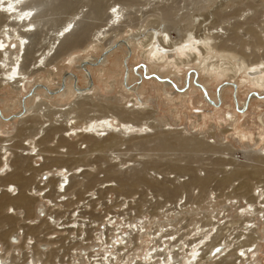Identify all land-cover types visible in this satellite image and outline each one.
I'll return each mask as SVG.
<instances>
[{
    "label": "bare ground",
    "instance_id": "6f19581e",
    "mask_svg": "<svg viewBox=\"0 0 264 264\" xmlns=\"http://www.w3.org/2000/svg\"><path fill=\"white\" fill-rule=\"evenodd\" d=\"M98 1L94 0L96 4L94 7L100 6ZM135 1L138 4L139 0ZM145 1L152 2L154 0ZM40 5L42 4L39 0H0V17H4L3 21L0 20L2 21V25H0V89L3 86H9L11 91L7 100L0 98L4 105L3 111L10 114L11 110L23 106L22 112L20 111L21 113H18L17 116L19 122L25 124L28 121H33L36 126L38 125L31 136L22 140L21 143L15 142L14 137L3 135L2 131L6 130L2 129L1 131L5 123L1 124L3 115L0 111V136H2L0 138V264H264L259 255L260 251L257 249L258 242L261 243L264 238V184L251 183L253 178L258 176V172L248 173L241 170L243 167L238 168L231 158H225L224 165L229 167H227V174L226 168H224L222 176L218 175L220 172L217 174L214 170H208L204 177H198L192 173L193 169H190V165H172L175 166V171L179 170L190 175L187 181L178 180L179 175H176L174 179L178 182L175 183L174 179L166 178L165 173L159 170L158 160L139 161L133 159L134 164L129 165V171L132 169L130 173L125 170H117L112 165L105 170L102 169L105 172L103 177L98 172L96 175L92 171L93 165L87 162L90 153L117 148L123 144H129V146L145 152L172 150L176 149L175 146L183 149L194 146L198 150L217 151L212 143V145L204 143L199 141V138L197 140L176 136L177 131L172 130L171 127L162 131L157 130L155 133L151 132V130L155 131L157 127L152 124L153 110L145 101L134 95L137 89L136 87L131 88L127 84V77L124 82L120 81V84L125 94L132 97L127 101V103L130 102V105L122 108L117 103L106 101L95 105L100 108V115L88 117V113H90L88 105H91L89 101L97 95L98 91L94 87L92 68L99 67L101 73L104 71L108 75V79L112 80L109 83L112 89L117 82L116 78L121 73L117 74L113 70L106 72L104 68L106 59L121 50L127 57L140 52L141 54L136 56V59L142 57L145 61L139 65L145 74L141 73V75L138 71L136 72L140 80L145 77L150 79L155 77L160 83H166L168 79L162 77V72L165 70L166 73L168 70V74L181 72L180 70L185 67L188 70L186 83L190 79L192 81V78L194 81L203 75L210 81L214 78L215 80L216 78L217 80L218 78L226 79V86H253L259 92H264V67L261 68L250 60L248 62L244 55H239L241 51L238 52L236 47L240 45L238 42L240 43L241 40L235 33L236 31L233 35L229 34L231 40L237 41L235 47L228 46L231 41L226 36L228 44L219 45L214 42L215 38H218L216 35L222 33L223 30L219 33L216 32V35L211 34L209 30L211 36L207 35L206 37H197L192 32H188L185 39L177 43L169 41L170 37L166 29L162 31V34L158 29H153L150 33H145L144 29L142 32L129 35L128 38H122L124 35L118 34L103 46H98L108 38V34L111 33L110 29L119 25L124 17L123 6L114 2L108 6L106 24L98 27L99 29L91 41L95 45L90 47L93 50L101 47V54L94 57L87 53L86 57L73 60V63L78 64L76 68L82 71L80 75L82 85L79 84L78 78H73L67 72L62 75L60 82L53 84L54 89H49L48 86L41 84V80H38L34 83L35 88L31 94L23 96V90L31 86L29 79L41 68L43 69V66L47 67L50 64L48 58L53 56L57 49L60 50V46L75 49L78 43L80 45L81 36L74 35V38L72 36L75 25L81 21L85 6H82V10H78L72 17L69 16L67 22L53 33L47 48L26 66V56L29 55L28 50L32 44L31 35L34 31H38L37 19L39 18L36 19V14ZM130 5L128 4V6ZM256 14L255 16L259 15ZM2 17L1 19H3ZM252 19V22L256 21L255 17ZM218 26L222 28L220 25H217V28H219ZM247 31L255 39L254 43L258 39L260 41V36L255 29ZM225 37L221 36L223 40ZM261 47H264V44ZM106 51L109 53L104 57L102 63L97 66L93 65ZM235 55L239 56V60ZM84 62L90 63L85 67L87 70L82 66ZM258 62L263 63V61ZM124 65L126 63L120 64L119 59L117 66ZM151 70H155L156 73L150 72L151 74H149ZM256 73L258 75L254 76ZM175 84L174 81H171L170 87ZM177 95L181 98L180 101H185L187 94L178 92ZM170 97L169 103L176 105L178 101ZM251 98L258 102H264V94L259 95L257 91ZM54 100L65 102L62 107H67L66 110L58 109L54 114L52 113L54 116L60 114L59 118L62 120L50 117L52 104L49 105V102ZM210 102L212 103V101ZM227 115L223 118L225 121L233 120L235 116L232 112H228ZM72 117L77 120L73 122ZM58 122L60 123L58 124ZM236 123V120L233 121V126ZM262 123L264 124V122ZM49 131L51 132L48 133ZM5 133H9V131ZM72 136H75L76 141L68 140ZM54 141L66 150L58 151L54 149L55 146L54 148L48 146L50 142L54 143ZM79 141L81 144L78 148ZM154 142H156L155 145H151ZM41 144H45V148H39ZM83 144H86L84 149L81 148ZM17 148L21 149V154L15 151ZM54 153H65L69 157L64 158L61 154L56 156V154L53 155ZM13 154L15 157L11 159ZM227 155L229 154L227 153ZM119 156L120 154H117L116 158ZM142 156L151 157L146 153ZM122 157H120L121 160ZM35 158H38L42 163L33 165L32 162L35 161ZM104 158L106 159V157ZM137 158L139 157L137 156ZM85 160L86 162H84ZM111 160L113 159H110V163ZM68 161H71V164L66 163ZM122 161L119 163L122 164ZM37 162L35 161V163ZM101 162L103 161L101 160ZM136 162L140 163L141 168L135 166ZM125 168L127 169V167ZM149 170H152L153 173H149ZM29 171L31 173L26 176L25 173ZM159 174L163 175L158 177ZM235 180H239L237 187L234 185ZM214 181L216 182L213 188L215 191L222 189L224 192V188L231 187L234 194L226 193V199L223 202L218 200L220 195L211 198L210 194L216 193L212 192L213 189L211 192L207 190L206 194H203ZM141 184L143 189L136 190ZM192 187L200 189L196 196L188 194ZM259 188L261 189L256 194L255 190ZM90 192L91 195L96 193L97 198L91 197L93 200L85 201L84 196ZM72 194L80 195V197L74 201L71 198ZM136 194L139 195L135 197ZM181 194L185 195V201ZM201 197L204 198L203 200H209L208 204L216 210L223 205L221 211H224L223 217L219 218V213L212 216L215 209H211L208 218L205 220L198 218L201 209L198 204L201 205ZM58 199L59 201H57ZM235 199L236 203L234 204ZM46 202L48 207H46ZM168 202H170L169 205ZM194 204L197 205L194 206ZM89 206L92 208L91 211L84 210L86 207L90 208ZM234 207L236 212L232 213ZM44 210H46L45 215L51 217L49 221L44 219L39 224H28V222L34 221L37 211H40V216H43ZM163 212L166 213L165 216H162ZM53 213H56L54 217ZM226 213L227 215H225ZM123 214L127 216L125 218L128 220L126 227L129 230L118 231L120 228L116 227V216ZM189 215H191L190 218ZM109 216L110 218L105 222L106 217ZM160 216L166 218L165 222L158 221L157 228L155 227V230L152 231L153 224H156L155 220ZM82 218L91 219L83 223L80 220ZM121 219L125 221L124 218ZM221 220L224 221L221 222ZM98 225H100V229ZM190 226H192L191 229H189ZM43 227H46L47 232L46 235L41 236L39 233L43 231ZM114 230L116 235L112 234ZM55 234L57 235L47 238V236ZM73 234H75L74 237H72ZM32 239H35V243L31 241ZM94 240L96 243L90 244ZM83 249L86 251H81ZM137 249L142 251L138 255L134 254ZM238 261L239 263H237Z\"/></svg>",
    "mask_w": 264,
    "mask_h": 264
},
{
    "label": "rangeland",
    "instance_id": "374dc122",
    "mask_svg": "<svg viewBox=\"0 0 264 264\" xmlns=\"http://www.w3.org/2000/svg\"><path fill=\"white\" fill-rule=\"evenodd\" d=\"M100 1H98V4L100 6L99 7L97 6L98 9L99 8L100 9L99 10L97 9L96 11L97 7L96 6L94 7V4H95L94 0H39V2H41L42 4L37 9L38 12L36 14V19L37 17L39 18L37 19L39 23V25L37 23V26L39 28L37 27L38 31H34L33 33L34 38H33V35H31L32 38L30 39V41L32 44H30L31 46L28 50L29 55L26 56V60H25L26 66H28L31 62H33L34 57H38L41 54V52H43L44 49L47 48V45H49V43L52 40L51 38H52L53 33L58 28H60L65 22H67V20L69 19V16L72 17L73 14L76 13L78 10L80 11L82 10V6H85L83 7L84 12H83L81 21H79V23L75 25V31L72 36V38H74L75 36H81V39L80 41L78 40L80 42V45L78 43V46H76L75 49L73 47H69L70 49H68L65 46H60L59 48L61 51L57 49V52L53 56H50L48 58V61H49L48 63L50 64L47 67L43 66V69L42 68L40 69L41 71L39 70L29 79V81L31 82L30 83L31 86H29L28 89L23 90V94H24L23 96H26L27 94H31V92L33 91V88H35L34 83L38 82V80H41L40 81L41 84L48 86L49 89H54V85L57 82H60L62 79V75L66 74L67 72L70 73L73 76V78H78V80H80L79 84L82 85V82H81L82 77L80 76L82 74V71H79L76 68V65L78 64L73 63V60L74 59L78 60L81 57H86V55L88 54H91L94 57H97L99 54H101L102 48L98 47L96 50H93L92 47L90 46L95 45V44L91 41H93L94 39L93 35L95 34V32L102 25L106 24V21L108 18V15H107L108 6L111 5L112 3L114 4V2L115 3L118 2L121 6H123L124 17H122L121 23L119 25L114 26L110 29L111 33L108 34V38L104 40L102 44L100 45L98 44V46H103L104 44L107 43L109 39L111 38L113 39L118 34H123L124 36H122V38H125V37L128 38L129 35L142 32L144 29L146 30L145 33H150L153 31V29H158L160 31L159 32L160 34H162L163 33L162 31L166 29L170 37L169 41L177 42V43L184 40L188 32H192L193 35L197 37L199 36L206 37L207 35L211 36V34L216 35V32L219 33L221 30H223V32L221 31L223 34L219 33L216 35L218 36V38H215L214 42H217L219 45H222V44L226 45L228 44L229 41H231L234 43L229 42L228 46L230 45V47H235L237 45L236 44L237 41L235 42V40L233 39L232 41L230 39L231 36H229V34L231 33V35H233L234 31H236L235 33L240 37V40H241L240 43L238 42V44L240 45H237L236 47L238 52L241 51L239 52V55H242V56L244 55L248 59V62L251 61L253 64H257L261 68L264 67V65H262L264 63V47H261V45L264 44V0H159V1L154 0L152 2H147L145 0H141V1L139 0L138 4L136 3L135 0H100ZM131 3H134V4H131ZM128 4L129 5L131 4V5L128 6ZM255 5H258V6H255ZM254 7H256L257 9L256 8L254 9ZM256 13H258L259 15ZM255 14L258 16H255ZM1 17H0V20L3 21L4 17H2L3 19H1ZM254 17H255L254 20L256 21H253L255 22L253 24L252 18ZM245 19L247 21H244ZM2 21H0V25H2L1 24ZM217 25L222 26V28L219 26H218L219 28H217ZM225 25L226 26L229 25V26L226 27ZM72 27H74V25H72ZM248 29H250L251 31L255 29L258 36H260V41L258 39L254 43L255 39L252 37V35L248 33L247 31ZM213 30L214 31L216 30V31L214 32ZM208 31L211 33L210 35ZM35 33H36V36H35ZM222 35L224 37L226 36L229 41L226 39V37H225L226 41L225 39L223 40L221 38ZM217 39L221 42H219ZM123 48L125 49V47ZM87 49H88V52H87ZM140 54H141L140 52H137L134 55L135 57L133 56V54L132 56L127 57L123 54V50H121L118 53H115L114 54L115 56L110 55V57L106 59V61L104 62V68L106 72L109 70H113L117 74L121 73L120 76L116 78L117 82L114 84L112 89L109 84L112 80L108 79V75H106L104 71L103 73H101L99 67L92 68L94 87L98 91H97V95L93 96L92 100L89 101L91 102V105H88V111L90 112L88 113V117L100 115V111H99L100 108L95 107V105L99 103H105L106 101H109V103H117L122 108H126V106L130 105V102L127 103V101L131 100L132 97L131 96L129 97L127 94H125V91L123 90L120 84V81L124 82L127 77L126 79L127 84L130 85L131 88L136 87L137 89V91L134 92V95L137 98H140L142 101H145L146 104L150 105L151 109L153 110V115L151 118L153 120L152 124L154 126L157 125V127L155 131L151 130V132L155 133L157 130L162 131L164 129L171 127V129L173 128L172 130L177 131V133H175L176 136L184 137V138H195L197 140L199 138V141H202L204 143H210V144L212 143L213 145L212 144L211 145L215 146L217 148V151L216 150L214 151L198 150L194 146L188 147L186 149L175 146L176 149H172V150L171 149L164 150V151L154 150V151L145 152L143 150L136 149V147L129 146V144H123L117 148H112L115 150L109 149L105 151H95L94 153L93 152L90 153L91 155L89 156H92V157L90 158L88 156L87 162L93 165L92 171L96 173V175L99 174L103 177L105 175L104 170L110 166L112 167V165L115 166V169L117 170H122V171L125 170V172H128L130 169L129 165L134 164L135 159L139 161H143V160L145 161L147 159H150V160L152 159V160L159 161L157 164L160 166L159 170L162 173H165L166 178H171V180H173L176 175H179L178 180L187 181L190 175L184 174L183 172H180L179 170L175 171V166H178V165H182V166L188 165L189 166L190 165L189 166L190 169L191 168L193 169L192 173L198 177H204L205 174H207L208 170L209 171L214 170L216 171L217 174L218 172H220L218 175L222 176L224 174L222 173V171L224 172V168H226V174H227V171H228L227 167H229V166L225 167L224 165L226 163L225 158H231L233 163H235V165H237L238 168H241V166L243 167L241 168V170L246 171L248 173L258 172L259 173V174L257 173L258 176L254 177L251 183L252 184L254 183L256 185H263L264 184L263 182L264 181V124L262 122H264V102H258L256 101V99H252L251 96L254 95L256 91L259 95L264 94V92H259L253 86H246V87H243V86L235 87V86H230V85L226 86V81H227L226 79L221 80L220 78H218L217 80L216 78L217 80L216 81L214 78L213 80L210 81V80L205 79L203 75L194 79V81L192 78V81L190 79L189 82L186 83L185 79L187 77L186 73H188L187 72L188 70L185 67L180 70L181 72H173L171 74L170 73L168 74V70H167V73L165 72L166 70L162 72L163 73L162 77L164 76V78L168 79V82L166 83L165 82L160 83L159 81H157L155 77H151V79L145 77L144 79L140 80L136 72L138 71V73L140 74L141 73L145 74L143 69L139 67V65H141L144 60L142 59V57H139V59H136V56H139ZM235 56L239 60V56L237 55ZM119 59H120V64L126 63V65L122 67L117 66V62H119ZM258 61L260 62L263 61V63L261 62L262 63L261 64ZM150 72L152 74L156 73L155 70L149 71V74H151ZM132 74H134V76H132ZM257 75L258 74L256 73V75L254 76H257ZM171 81L172 82L174 81L176 83L175 84L176 86L174 85L173 87H170ZM223 86H226V87H223ZM9 89H10L9 86H3L0 89L1 99L7 100L10 97L9 93L11 91ZM178 92L187 94L185 101H180L181 98L177 95ZM122 96H124L125 98H123ZM170 96L176 99L175 101H178L176 105L169 103L168 100ZM210 101H212V103ZM64 103H65L64 101L57 102L56 100L49 102V105L52 104L50 107V110L52 111L50 113L51 118H55L56 120L57 119L62 120L61 118H59L60 114L56 116H54L53 114L58 109L66 110L67 107H62ZM3 108H4V105L0 101V111H2V115H3L2 116L3 118L1 117L2 123L1 122L0 123L2 125L4 123L6 124V125L4 124L3 127L1 128V131L2 129L6 130V131H2L4 132L3 133L4 136L14 137L15 142L21 143L22 140H25L27 137L31 136L35 132V129H37L38 127V125L37 126L35 125V122L28 121L27 123L24 124V123H20L19 118H17L18 113L20 114L22 112L23 106L22 108L17 107L14 110H11L10 114H6L3 111ZM228 112H232V114L235 116L233 120L225 121V119L223 118L228 116L227 115ZM72 118H73V122L74 120H77V118L75 119V117H72ZM151 119L149 120L150 122H151ZM234 119L236 120L237 123L233 126V121H235ZM223 120L225 121V123ZM59 123L60 122H58V124ZM7 131H9V133L6 134L5 132ZM50 132L51 131H49L48 133ZM154 133H150V134H154ZM0 138H2V136H0ZM68 140L76 141V138L75 136H72L68 138ZM255 141H257L258 143L256 144ZM25 143H27V141ZM155 143L156 142L152 143L151 145H155ZM79 144H81L80 141L78 143V148L80 146ZM85 145L83 144L81 148L84 149ZM48 146H51L52 148H54L55 146L54 149L58 151L66 150V148L64 147L61 148L60 145L58 146V143L56 141H54V143L50 142ZM39 148L41 149L45 148V144H41ZM15 151L18 152V154L22 153L20 148L19 149L17 148ZM144 153L150 154L151 157L150 158L143 157L142 155ZM227 153L229 155H227ZM55 154L56 156L57 155L59 156L61 154L64 158L69 157V155L65 153H64L65 155L63 153H60V154L54 153L53 155ZM117 154H120L119 158H116ZM121 154L123 157L121 156ZM99 155L101 158L99 157ZM137 156L139 158H137ZM14 157H15V154L12 155L11 159H13ZM104 157H106V159ZM120 157H122V160L124 161H122ZM100 159L103 162H101ZM110 159H113L111 160V163H110ZM34 160L38 162L37 163H35V161L32 162L33 165H38L42 163L38 158H35ZM120 161H122L123 163L120 164L119 163ZM84 162H86V160ZM66 163L71 164V161L70 162L68 161ZM117 163H119L120 165ZM51 164H55V163H51ZM139 164H140L139 162H136L135 166H137V168H141V165ZM172 165H175V166H172ZM98 166L99 167L102 166L104 168L102 167L99 168ZM125 167H127V169ZM131 167L133 168V166ZM257 168H260V169H257ZM130 172H132V169L129 171V173ZM30 173H31L30 171L26 172L25 175L29 176ZM149 173H153V171L149 170ZM162 175L163 174H159L158 177H161ZM101 176H98V177H101ZM175 181H176L175 183L178 182L177 180ZM215 183H216L215 181L211 182L210 186L208 187V189H206L203 192V194H206L207 190L208 192L209 191L211 192L212 189L216 185ZM238 183H239V180H235L234 185L237 187ZM139 189L140 190L143 189L142 184L139 185L136 190H139ZM260 189L261 188L255 190L256 192L255 191L254 192L257 194L260 191ZM232 190L233 189L231 187L230 188L228 187L227 189L224 188V192H222L223 191L222 189H216V191L215 189H213L212 192H216V193L210 194V196L211 198H213L216 195L217 196L220 195L218 197H220L221 200L220 198H218V200L223 202L226 199V193L234 194ZM198 191H200L199 188L192 187L189 189L188 194L190 193L196 196L198 194ZM138 195L139 194H136L134 196L137 197ZM182 195H183V200L185 201V197H184L185 195L181 194V196ZM71 196H72L71 198L74 199V201H76V199L80 197V195H74V194H72ZM84 197L86 198L85 201H91L93 200L91 199V197L97 198V194L93 193V195H91V192H90V194L85 195ZM203 199L204 198L201 197L200 198L201 205L198 204L199 207L201 208L199 210V215L197 216L198 218H202L205 220L206 218H208V213L211 212L213 209H215V211L212 212L213 214L212 216L217 215L219 213L220 214L219 218L223 217L224 211L221 212L223 205H221L218 208V210H216V208L211 207V205L208 204L209 200H206V199L203 200ZM57 201H59V199ZM235 203H236V199L234 200V204ZM243 203L245 204L244 201ZM45 204H46V207H48L47 202ZM145 204L146 206H148L146 202ZM169 204L170 202H168V205ZM207 204L210 206L208 207ZM81 205H82V202H81ZM195 205L197 204H194V206ZM84 210L91 211L92 208L90 207L87 209L86 207L84 208ZM39 212L40 211H37L34 221L28 222V224H39L44 219L48 221L49 219H51L49 215H45L46 210L43 211L44 213L43 216H40ZM235 212H236V209L234 207L232 209V213H235ZM165 214L166 213L163 212L162 216H165ZM55 215L56 213H53V217ZM225 215H227V213ZM126 217L127 216L125 214L116 216V221H117L116 227L120 228V230L118 231L129 230V228L126 227L128 225L127 224L128 220L125 219ZM188 217L190 218L191 215H189ZM109 218L110 216L106 217L105 222H107ZM121 218H124L125 221H123V219ZM89 219L91 218H82L80 220L84 223V222H88ZM159 219L155 220L156 224H153L152 231L155 230L154 229L155 227L157 228L156 225H158V221L165 222L166 220L165 217H161V216L159 217ZM223 221L224 220H221V222ZM20 223H22V221H20ZM100 225H98L99 229H100ZM102 225L104 224L102 223ZM47 227H48V223H47ZM191 228L192 226L189 227V229ZM53 229L54 228L52 227V230ZM46 230H47L46 227H43V231H41L39 235L40 234L41 236L46 235V232H47ZM114 233H115V230L112 232V234L116 235V233L115 234ZM56 235L57 234L51 235V236L49 235L47 236V238H52ZM74 236L75 234L72 235V237ZM31 241L35 243V239H32ZM91 243H96V242L94 240V241H91L90 244ZM20 244H21V241H20ZM138 246H141V245L138 244ZM257 249H259L260 251L259 255L261 256V260L264 262V238L261 243L258 242ZM81 251H86V250L83 249ZM141 252H140V249H137V251L136 250L134 251V254L138 255ZM237 263H239V261Z\"/></svg>",
    "mask_w": 264,
    "mask_h": 264
},
{
    "label": "water",
    "instance_id": "95a60500",
    "mask_svg": "<svg viewBox=\"0 0 264 264\" xmlns=\"http://www.w3.org/2000/svg\"><path fill=\"white\" fill-rule=\"evenodd\" d=\"M108 53H109V51L104 52V53L102 54L101 58L98 59V60L96 61V63L93 64V65H95V66L100 65V64L102 63V60L104 59V57H105ZM88 65H90L89 62H84V63L82 64V66H83L84 68H85L86 66H88ZM85 70H87V69L85 68Z\"/></svg>",
    "mask_w": 264,
    "mask_h": 264
}]
</instances>
